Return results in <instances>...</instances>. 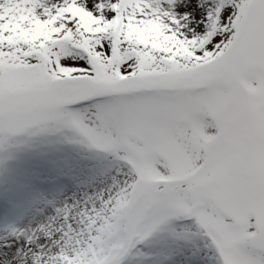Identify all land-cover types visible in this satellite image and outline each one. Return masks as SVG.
I'll use <instances>...</instances> for the list:
<instances>
[{
  "label": "snow or ice",
  "instance_id": "1",
  "mask_svg": "<svg viewBox=\"0 0 264 264\" xmlns=\"http://www.w3.org/2000/svg\"><path fill=\"white\" fill-rule=\"evenodd\" d=\"M14 3L20 19L0 14V123L50 105L123 157L102 264H146L138 246L157 236L161 264H264V0ZM37 22L47 37L4 38Z\"/></svg>",
  "mask_w": 264,
  "mask_h": 264
},
{
  "label": "rangeland",
  "instance_id": "2",
  "mask_svg": "<svg viewBox=\"0 0 264 264\" xmlns=\"http://www.w3.org/2000/svg\"><path fill=\"white\" fill-rule=\"evenodd\" d=\"M39 2L47 7L59 0ZM76 11L82 30L90 28L92 17ZM21 12L14 0H0V14L18 20ZM18 27L14 24L13 36L4 38L38 41L48 35L38 22L30 30L16 31ZM20 47L28 51L27 45ZM51 116L50 105L19 106L0 123V264H102L108 258L101 255L99 229L107 212L105 201L115 196L114 182L124 178L119 175L123 157L92 147L81 131L66 128ZM83 119L91 123L87 114ZM29 120L45 122L21 131ZM71 189L77 191L79 205L67 202ZM62 198L69 205L48 209ZM138 247L148 257L146 264H161L166 258L159 236Z\"/></svg>",
  "mask_w": 264,
  "mask_h": 264
},
{
  "label": "bare ground",
  "instance_id": "3",
  "mask_svg": "<svg viewBox=\"0 0 264 264\" xmlns=\"http://www.w3.org/2000/svg\"><path fill=\"white\" fill-rule=\"evenodd\" d=\"M67 195L70 197V198H68V200H67V202L68 203H71V202H74L73 204H80V201H78L79 200V195H78V193H77V191L76 190H74V189H71V191L70 192H67ZM63 198L59 201V200H56V201H54L50 206H49V208L48 209H52V208H54V207H57V205H69V204H63ZM78 253H79V251H78Z\"/></svg>",
  "mask_w": 264,
  "mask_h": 264
}]
</instances>
